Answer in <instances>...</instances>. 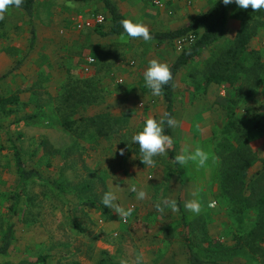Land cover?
Listing matches in <instances>:
<instances>
[{
  "label": "rangeland",
  "instance_id": "374dc122",
  "mask_svg": "<svg viewBox=\"0 0 264 264\" xmlns=\"http://www.w3.org/2000/svg\"><path fill=\"white\" fill-rule=\"evenodd\" d=\"M190 1L193 8L199 0ZM212 1L200 0L198 5ZM120 2L133 22L156 31L178 28L201 10L177 21L173 16L159 17L153 24L150 18L156 10L146 1L133 10L138 0ZM97 12L109 15L100 0H37L35 27L38 33L42 28L57 29L67 68L55 99L59 111L48 124L53 130L42 132L45 93L38 65L30 66L24 87L0 88V247L10 241L7 252L0 254V264H120L121 259L132 264L140 214H161L155 204L165 199H175L177 205L181 201L183 206L182 211L179 205L176 212L165 209L173 217L166 226L184 229L207 261L264 264V175L247 190L222 180L232 162L222 146L230 119L237 124L240 141H247L243 150L252 157L249 177L264 164V132L253 128L251 121L264 102V10L253 12L234 3L225 36L180 70L174 116L180 124L172 128L174 144L167 155L154 157L155 168L141 162L139 146L131 142L147 117L159 121L166 112V100L162 94L152 95L143 73L150 60L170 65L181 50L175 39L120 42L117 35L104 34L109 16L102 25L78 28L81 19ZM243 27L251 38L232 66L238 78L233 84L207 82L214 62L234 47ZM37 46L42 55V46ZM74 53L79 57L76 67L70 63ZM90 57L96 61L86 71ZM22 95L28 97L25 104L16 101ZM51 108L53 112L55 106ZM13 145L20 149L26 168L41 176L21 178ZM186 146L201 147L212 158L203 168L191 161L177 166L172 152L177 156ZM131 184L146 191L147 197L137 200L136 193L128 190ZM109 190L116 191L115 203L134 208L127 223L101 203ZM239 193L246 194L239 198ZM192 199L200 202L199 214L184 207ZM151 225L157 237L158 220Z\"/></svg>",
  "mask_w": 264,
  "mask_h": 264
},
{
  "label": "crops",
  "instance_id": "0c3cea01",
  "mask_svg": "<svg viewBox=\"0 0 264 264\" xmlns=\"http://www.w3.org/2000/svg\"><path fill=\"white\" fill-rule=\"evenodd\" d=\"M114 1L117 3V5L122 11V5L124 3L120 2V0ZM138 1L139 2L134 4V6H132V9L130 10L141 8L142 3L146 1L147 4L150 5V7L156 10L152 11V13H154L152 15L154 16L150 18V21H153V24H158L159 17L164 18L167 16H173L176 17L174 19L175 21H177L178 19H180V17L185 16L186 18L190 14L196 13V10L201 9L196 15L192 16V18H194L204 12L215 0L209 4L207 3V1L198 5L200 1L199 0L196 3V6H193V8H190L188 6V4L190 5L191 3L190 0H169L168 6L163 9L153 5L151 0ZM36 3L37 0H35L34 3L33 19L22 7H13L5 14L4 20L0 21V88L3 90H17L19 87H24V76L27 73H31V71L29 70L30 66L38 65L40 67L38 71H42V91H44L45 93L44 98H42V105H44V107L42 108L43 132L44 129L53 130L48 124L51 123L52 116L56 115L59 111V109L56 108L58 106V103L55 99H58L57 89H61L60 86L63 84L64 78L66 79L67 68L65 65L66 62L64 61V56L60 44L61 38L57 35V29L54 27H51L49 30H45L42 28L41 32L38 33L35 27L34 18ZM234 3L235 2H233V4ZM124 6L127 7L126 4ZM170 11H172V13H170ZM124 14L126 15V13ZM126 16L128 19H131V16ZM134 17L135 19H138V17ZM189 21H187L185 24H187ZM45 23H47V21H45ZM53 23L56 24L54 21ZM146 23L149 24V22L147 21ZM185 24L180 27H183ZM124 35L126 36V34ZM120 36L121 35H117V38L121 42ZM126 39L129 40V38L127 37ZM32 40H34L33 45ZM37 45L42 46V55H39ZM72 58L73 59L72 61L70 60V63L71 65L76 67L77 62L79 61V57L76 53H74V55H72ZM94 64L95 63H93L92 65ZM92 65L90 69H92ZM17 75L20 76V79H18V81H15ZM14 82L16 83L15 85L13 84ZM52 98L53 101L55 100V103L51 102ZM16 101H21L22 104H25L26 102H28V97L26 99H23L22 95L21 98ZM52 106H55L53 112L51 108ZM24 119L25 118L21 120ZM60 133L61 131L58 132V135ZM171 214L173 215L174 213ZM181 214L183 218L186 217V213ZM171 217L172 216L169 215V213H163L159 215H157V213L140 214L139 222L136 225L137 230L135 257L143 253L145 264H190L191 259L190 250L188 246L190 244L193 250L197 253L198 257L204 261L200 264H217L213 261H207V258L203 255L202 251L196 250L194 248L191 239L188 238V236H185L184 229H180L177 225L166 226V223L169 222L167 221V219ZM156 220H158V224L159 226H161L158 228L157 237H155L156 232H153L154 229L151 225Z\"/></svg>",
  "mask_w": 264,
  "mask_h": 264
},
{
  "label": "trees",
  "instance_id": "16d2710c",
  "mask_svg": "<svg viewBox=\"0 0 264 264\" xmlns=\"http://www.w3.org/2000/svg\"><path fill=\"white\" fill-rule=\"evenodd\" d=\"M104 3V6L108 12L110 26L107 32L104 34L121 35L123 28L120 23L123 19H128L127 16L121 11L119 6L114 0H100ZM34 3L35 0H23L22 8L28 13L33 19L34 17ZM233 3L224 5L223 0H215L204 12L200 15L192 18L183 27L169 30V31H154L150 29L151 36L153 39L159 41L163 40H174L179 36L187 33H194L196 40L193 44L185 47L175 58V60L169 65L173 79L163 87L162 95L166 100V112L171 117L175 116V82L180 70L188 65L192 60L199 57L206 49L213 47L218 41H220L226 34L227 23L229 18V11ZM35 38V37H33ZM251 33L245 27L239 29L236 34V42L233 48L229 49L225 55H222L219 59L214 62V67L206 77L207 82L222 83L228 82L233 84L238 78V74L232 67L236 62L239 61L238 57L243 55L247 49ZM34 40H32V45ZM174 85V87H173ZM252 127L264 132V102L259 106V111L252 117ZM165 134L170 135L174 141L172 128L167 127L165 123ZM223 141L222 146L229 151L228 158L232 160L230 167L226 168V172L222 175L223 182L233 188L238 185L245 186L246 190L255 186L257 180L264 175V164L262 169L258 170L252 177H249V168L252 163L251 155H247L246 150L243 148L246 146V139L240 141L237 124L234 120H229L223 130ZM174 144V143H173ZM246 149V148H245ZM14 154L16 156V163L18 171L20 172L21 178L28 180L31 177L37 175L41 176L40 173L33 169H27L25 162L22 158V154L17 145H13ZM231 155V156H230ZM175 158V152L171 155ZM177 166L178 163H175ZM179 173L183 170L177 167ZM246 193H239L238 197H242ZM264 202V195L262 197ZM247 200V197H243V203ZM261 204V203H260ZM178 205L183 210L181 201H178ZM10 244L9 240H6L4 245L0 247V254L5 253L8 250ZM190 250V264H200L204 261L200 259L197 253L193 250L189 244Z\"/></svg>",
  "mask_w": 264,
  "mask_h": 264
},
{
  "label": "clouds",
  "instance_id": "9594fccd",
  "mask_svg": "<svg viewBox=\"0 0 264 264\" xmlns=\"http://www.w3.org/2000/svg\"><path fill=\"white\" fill-rule=\"evenodd\" d=\"M235 2L239 8L248 9L251 8L253 12H259L264 10V0H223L224 5H229ZM23 4V0H0V21H3L5 14L13 7L20 8ZM123 33L120 40L127 43V38L131 39H143L145 42H149L153 39L150 33V29L147 25L140 22H133L131 19H123L120 21ZM90 62L92 61L90 58ZM145 85L151 90L152 95L160 96L162 94L163 87L169 85L173 76L171 69L167 63L160 62L157 59H152L148 63V67L143 73ZM174 87V85H173ZM165 123L169 128H176L180 122L171 117L169 113L165 112L161 119L157 121L155 118L149 116L144 121L142 131H139L132 135L131 142L138 144L140 152L141 162L148 167H156V161L154 157L166 156L168 150L173 147V139L170 135L165 134ZM120 154L124 155V150H120ZM212 158L211 154L201 147H196L194 150H189L186 146L183 152L174 158V163H178L181 166L187 165L190 161L196 163L199 167L203 168ZM151 178V177H150ZM119 188V186H117ZM128 190L136 193L137 200H144L147 197L146 191L139 189L136 184L128 185ZM195 196L196 194L193 193ZM118 200V196L115 190L106 191L102 197L101 203L112 209L119 217L127 223L132 216L134 208L128 207L127 209L121 206L115 201ZM214 206L212 202L209 207ZM184 207L193 213L199 214L201 211L200 202L197 199L188 200L185 202ZM155 208L158 212L163 214L165 209H171L172 212L178 211L177 201L175 199H165L158 201L155 204ZM120 264H129L125 259L120 260ZM132 264H145L143 253L137 255L132 261Z\"/></svg>",
  "mask_w": 264,
  "mask_h": 264
},
{
  "label": "built area",
  "instance_id": "2783aa9c",
  "mask_svg": "<svg viewBox=\"0 0 264 264\" xmlns=\"http://www.w3.org/2000/svg\"><path fill=\"white\" fill-rule=\"evenodd\" d=\"M169 0H151L152 4L158 8H166L168 6ZM172 13V11H170ZM107 15L103 12L93 13L85 19H81L77 26L78 28L92 27L94 25H102L107 21ZM196 40V35L194 33H187L185 35L179 36L175 39L176 45L179 50H183L185 47L193 44ZM92 61H96L94 57H90ZM90 58L88 59V63L85 67L86 71L90 70L91 65L94 62H90ZM123 79H119V82H122Z\"/></svg>",
  "mask_w": 264,
  "mask_h": 264
}]
</instances>
